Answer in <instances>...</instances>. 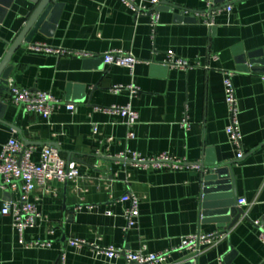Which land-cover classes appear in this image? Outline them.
Wrapping results in <instances>:
<instances>
[{
  "label": "crops",
  "instance_id": "0c3cea01",
  "mask_svg": "<svg viewBox=\"0 0 264 264\" xmlns=\"http://www.w3.org/2000/svg\"><path fill=\"white\" fill-rule=\"evenodd\" d=\"M131 1L152 6V0ZM57 2L62 4L57 23L48 22L31 44L16 50L8 82L49 93L61 104L45 119L13 105L4 89L0 155L16 139L35 148L32 161L38 163L42 148L53 146L68 165L79 168L81 178L37 187L30 201L41 221L23 235L13 215L2 214L5 204L19 201L20 193L0 184V264H62V256L65 264H128L125 253L168 250L173 251L168 264H264V244L253 223L264 216V0L229 3L232 11L217 13L212 28L204 23L206 0H161L155 30L149 16H136L123 0ZM34 6L16 0L0 22V65ZM35 43L93 57L39 52L31 49ZM111 51L131 53L141 63L133 71L108 66L103 56ZM170 52L197 66L171 69L164 64ZM248 54L258 55L243 63L240 59ZM227 72L236 73L241 160L226 133ZM115 87L122 89L115 92ZM116 105H131L138 123L129 127L103 111ZM133 154L146 160L167 155L188 166L159 169L118 158ZM216 167L228 171L225 187L230 191L225 194L233 200L235 182L238 201L248 203L231 230L204 216V175ZM124 196L139 200L132 228ZM215 232L228 236L196 260L177 250L187 236ZM72 239L86 244L71 247ZM36 242L51 245L31 246ZM111 247L122 252L120 258L107 259L103 250Z\"/></svg>",
  "mask_w": 264,
  "mask_h": 264
},
{
  "label": "built area",
  "instance_id": "2783aa9c",
  "mask_svg": "<svg viewBox=\"0 0 264 264\" xmlns=\"http://www.w3.org/2000/svg\"><path fill=\"white\" fill-rule=\"evenodd\" d=\"M161 0H152V6L146 8L137 6L131 0H123L124 4L132 9L136 16H149L152 28L155 30L160 23V13L158 7ZM231 5L221 7L215 0H206V9L204 12V23L209 28L214 26V16L224 10L231 12ZM31 49L39 52L56 53L60 56H78L91 58L93 55L83 52H68L63 49H53L47 44L35 43L31 45ZM104 63L108 66L125 67L134 70L141 61L131 53L122 51H111L103 56ZM164 64L174 70H190L197 65L191 64L188 60L177 57L173 53H168ZM235 72L224 73V92L225 101L229 112V124L226 133L229 141L237 148V159L244 157L242 134L239 119L238 99L233 78ZM10 91V101L13 105L22 107L27 113L37 114L49 119L54 113L57 106L61 104L60 100L46 92H33L22 89L14 84L12 80L8 82ZM122 87H115L114 91L119 92ZM69 111H73L74 107L69 106ZM104 112L118 116L125 120L129 127H133L138 123L139 114L131 105L111 106L103 110ZM184 128H189V123L185 120L182 123ZM97 132V128H95ZM133 137V133L130 134ZM35 152L34 147H26L23 143L16 139H11L4 146L3 153L0 155V184L2 187L11 192H19L20 198L17 202L5 204L2 214L13 215L14 224L21 235L29 229L37 226L41 221V214L35 204L30 201V195L37 187H46L50 182H68L76 181L81 178L80 170L75 165H68L66 160L61 156L60 151L53 146H45L40 153L38 163L32 161V155ZM119 159L129 160L137 165L153 166L155 168L180 169L188 166L186 163L170 158L167 155L159 156L156 159L146 160L133 154L132 158L126 155L118 156ZM197 166V165H196ZM193 166V167H196ZM198 167V166H197ZM123 202H129L130 207L127 210L126 218L128 227L132 228L137 224L139 217V200L132 196H124ZM245 199L238 201L240 208L247 206ZM254 225L259 230V240L264 244V216L255 220ZM54 231H51L53 233ZM227 232H215L211 234H196L183 238L180 246L177 248L180 252H185L191 258L196 260L206 250L213 248L219 242L227 238ZM86 243L82 240H70L71 247H81ZM50 243L36 242L31 246L50 247ZM108 260L120 258L122 252L116 248H107L103 250ZM172 250L159 253L128 252L125 253V259L128 264H168ZM62 264H65V256L61 258Z\"/></svg>",
  "mask_w": 264,
  "mask_h": 264
},
{
  "label": "water",
  "instance_id": "95a60500",
  "mask_svg": "<svg viewBox=\"0 0 264 264\" xmlns=\"http://www.w3.org/2000/svg\"><path fill=\"white\" fill-rule=\"evenodd\" d=\"M35 6L29 21L25 28L13 43L10 51L0 65V93L5 89L9 90L8 80L12 68L8 67L13 54L21 46H28L32 43L38 31L44 32L49 24L48 22L57 23L62 4L57 0H29ZM217 4L233 3L236 0H215ZM16 0H0V22L4 20L5 15L12 8ZM258 54L243 55L240 59L243 63L248 61V58H255ZM252 63V62H250ZM6 87V88H4ZM0 94V105H1ZM216 165V164H214ZM228 171L225 168H218L211 170L208 175H204V198L203 210L204 216L213 218L221 228L227 226V230H231L244 216V210L238 206V198L236 196V184L233 182L234 198L232 200L231 194H225L230 191V188L225 187L228 184Z\"/></svg>",
  "mask_w": 264,
  "mask_h": 264
}]
</instances>
